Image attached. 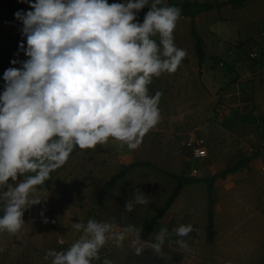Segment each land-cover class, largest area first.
I'll return each instance as SVG.
<instances>
[{
    "label": "rangeland",
    "instance_id": "rangeland-1",
    "mask_svg": "<svg viewBox=\"0 0 264 264\" xmlns=\"http://www.w3.org/2000/svg\"><path fill=\"white\" fill-rule=\"evenodd\" d=\"M7 1L9 4L0 0V90L3 71L20 67L19 63L10 64V60L27 59L23 51L13 55L20 43L26 46L20 34L22 22L13 14L18 9L30 10V6L22 0ZM245 1V9L236 11L245 14L251 10L246 14L250 26L264 30V0ZM186 2L189 1L164 0L167 5ZM149 7L144 5L139 10L138 21L142 22ZM179 8L173 39L186 55L173 73L153 77L148 85L149 95L161 94L157 124L136 149L112 139L94 149H73L66 163L30 193V198L41 199L24 210L21 230L16 234L0 232V246L4 249L0 264H48L43 259L48 249H66L78 239L80 233L70 225L78 220L111 221L117 231L128 224L141 227L172 191V177L148 165H135L107 195L101 200L96 198L110 176L122 165L135 161H149L167 172L192 177L233 168L213 182V241L205 240L206 186L190 183L182 188L153 231L146 236L140 234L141 241L147 242L162 225L166 226L170 235L162 246V255L154 253L146 243L141 254L136 255L129 246L131 237L126 236L120 246L106 242L99 250L100 260L93 264H100L104 258L113 264H264V124L259 120L256 126L242 119L247 114L256 118L264 115V61L249 56L253 48L264 52V39L252 42L250 36L251 43L237 42L240 54L229 56L215 50L207 60L199 62L190 14L184 13L187 7ZM153 38L158 43V37ZM193 139H202L204 157L193 156L186 144ZM136 189L148 195L150 202L135 204L131 212H126L125 201L134 198ZM189 223L195 231L185 238L189 244L185 251L175 244L176 236L171 230ZM60 239L63 244L57 243Z\"/></svg>",
    "mask_w": 264,
    "mask_h": 264
},
{
    "label": "clouds",
    "instance_id": "clouds-1",
    "mask_svg": "<svg viewBox=\"0 0 264 264\" xmlns=\"http://www.w3.org/2000/svg\"><path fill=\"white\" fill-rule=\"evenodd\" d=\"M22 2L30 10L13 15L22 22L26 46L20 43L13 55L23 51L27 59L10 60L20 67L3 71L0 90V232L8 234L21 230L24 210L41 199L30 193L66 163L75 147L94 149L109 139L128 149L140 145L159 120L161 94L149 95L148 85L153 77L173 73L186 55L173 39L181 10L164 0ZM144 5L150 7L141 22L136 17ZM149 202L136 189L124 209L131 212L135 204ZM70 225L80 233L78 239L66 249H48L43 257L48 264H93L106 242L120 246L126 236L136 255L145 243L162 255L170 235L162 225L142 242V228L133 224L120 231L114 222L92 218ZM171 231L178 248L189 250L185 238L195 231L193 225ZM100 264L113 262L104 258Z\"/></svg>",
    "mask_w": 264,
    "mask_h": 264
},
{
    "label": "trees",
    "instance_id": "trees-1",
    "mask_svg": "<svg viewBox=\"0 0 264 264\" xmlns=\"http://www.w3.org/2000/svg\"><path fill=\"white\" fill-rule=\"evenodd\" d=\"M7 4L9 2L7 0H4ZM245 0H227L222 2H216V3H197V2H186L181 4H174L178 7H191L193 9V14L200 10H208L214 7L221 6L225 3H230L232 7H238L242 4V2ZM191 21V33L195 41V52L198 56L199 62L203 61L204 59V50L202 46V40L200 36L197 34L196 30L194 29V26ZM243 120L250 122L252 124H255L256 126H259V120L264 124V115L260 116L259 118L254 117L251 114L244 115L242 117ZM78 147H75L74 149H77ZM148 165L152 168L158 170L159 172L168 175L172 177L175 181V185L168 195V197L165 199V201L160 205V207L155 211L153 215H151L149 218L144 219L141 223V235L146 236L149 233L153 231V229L157 226L160 218L165 214V212L168 210L170 205L173 203L176 196L180 193L182 188L186 184L190 183H204L206 186L207 191V212H206V223H205V240L207 242L213 241L214 235H215V228H214V211H213V200L211 196L212 186L213 182L219 178H223L227 173L233 171V168H226L223 170H219L213 174H210L208 176L204 177H192V176H185V175H178L174 173L167 172L158 166L152 164L149 161H135L128 165H122L121 168L112 176H110L100 187L96 194V198L98 200H101L105 195L108 194V192L113 188L115 183L118 179H120L122 176L125 175V173L133 166L135 165Z\"/></svg>",
    "mask_w": 264,
    "mask_h": 264
},
{
    "label": "crops",
    "instance_id": "crops-1",
    "mask_svg": "<svg viewBox=\"0 0 264 264\" xmlns=\"http://www.w3.org/2000/svg\"><path fill=\"white\" fill-rule=\"evenodd\" d=\"M188 1L191 3H216L227 0ZM246 2L247 1H243L242 4L238 7H232L230 3H225L221 6L214 7L208 10L197 11L194 14V11L191 7L185 8L184 13L190 14V19L193 22L192 24L194 26V29L202 40L204 58H206V60L210 56L209 53H213V51L215 50L219 51V53H226L229 56L237 53L240 54L239 49L237 50L236 47L237 42H250L251 39H248L250 36L253 37L252 42L256 41V39H264V30L253 29L246 18V14H251V10H248L245 14H238V12L236 11L240 10L241 8L245 9ZM232 10L235 11L233 12ZM217 20L219 22H217ZM208 49H210V52L208 51ZM205 52L207 53L206 57ZM249 56L253 59H261L262 61H264V52L259 48H253L249 52Z\"/></svg>",
    "mask_w": 264,
    "mask_h": 264
},
{
    "label": "built area",
    "instance_id": "built-area-1",
    "mask_svg": "<svg viewBox=\"0 0 264 264\" xmlns=\"http://www.w3.org/2000/svg\"><path fill=\"white\" fill-rule=\"evenodd\" d=\"M186 144L194 157L201 158L206 155V149L203 146L202 139L188 140Z\"/></svg>",
    "mask_w": 264,
    "mask_h": 264
}]
</instances>
